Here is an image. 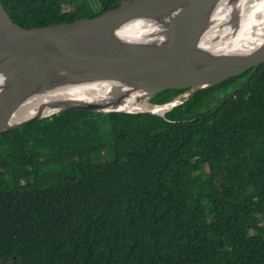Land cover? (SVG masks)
I'll return each instance as SVG.
<instances>
[{
  "label": "trees",
  "instance_id": "16d2710c",
  "mask_svg": "<svg viewBox=\"0 0 264 264\" xmlns=\"http://www.w3.org/2000/svg\"><path fill=\"white\" fill-rule=\"evenodd\" d=\"M125 1L0 3L29 29ZM0 263L264 264V64L164 117L61 111L0 133Z\"/></svg>",
  "mask_w": 264,
  "mask_h": 264
},
{
  "label": "water",
  "instance_id": "95a60500",
  "mask_svg": "<svg viewBox=\"0 0 264 264\" xmlns=\"http://www.w3.org/2000/svg\"><path fill=\"white\" fill-rule=\"evenodd\" d=\"M253 3L128 0L93 18L29 29L0 3V133L61 111L164 117L182 103L148 107L164 91L194 94L254 74L264 64V0H257V14L246 10ZM153 33L160 37L147 41ZM104 81L129 92L93 88L77 95L80 103L64 102L70 87ZM61 87L67 93L52 109L23 117L28 104Z\"/></svg>",
  "mask_w": 264,
  "mask_h": 264
},
{
  "label": "bare ground",
  "instance_id": "6f19581e",
  "mask_svg": "<svg viewBox=\"0 0 264 264\" xmlns=\"http://www.w3.org/2000/svg\"><path fill=\"white\" fill-rule=\"evenodd\" d=\"M259 7L260 6L257 7V0H254L253 5L251 7L248 6L246 10H248V11L250 10V12H252L253 14H257V8H259ZM159 35H160L159 33H153L152 36L147 37V38H149V40H147V41H155L156 37H160ZM237 52H239V50L236 51L235 53H237ZM93 88H97L98 90H101L102 92H105V93L111 92V94H117V95H120V94L124 95L125 93L129 92V90H126V88H124L120 85H117V84L111 85L110 82L104 81V82L95 83V84L82 85L81 87L75 86L73 89L74 90L73 92L71 91L72 87H70L69 88V91H70L69 98H67V100H65L64 102H67V104L80 103V101L77 99L78 98L77 95L84 94L87 90L93 89ZM65 93H67V89L61 87L58 90H56L55 92L48 95L47 97L44 96L40 99H37L36 102H31L30 104L27 105V110H26L23 117L26 118V117H30L32 115H35V114H37V112L45 109L47 106H49L50 109H52L54 107V104L56 103V101H54V100L55 99H61L62 98L61 96L64 95ZM80 98H82V97H80ZM47 102H48V104H47ZM87 102H89V101L87 100Z\"/></svg>",
  "mask_w": 264,
  "mask_h": 264
},
{
  "label": "rangeland",
  "instance_id": "374dc122",
  "mask_svg": "<svg viewBox=\"0 0 264 264\" xmlns=\"http://www.w3.org/2000/svg\"><path fill=\"white\" fill-rule=\"evenodd\" d=\"M232 85H229L227 88V90L229 91L231 88H229V87H231ZM191 91V90H190ZM192 93H190L189 91H187V92H185V93H183V97H181V98H179V99H177V100H175V101H182V102H184L185 100H187V98L191 95ZM222 95H223V93L222 92H218L217 94H215V96H214V99L215 100H213V101H209V102H206L207 104L205 105V104H203V107L201 108V111H204V110H206L208 107H211V106H213L215 103H216V101L217 100H219L221 97H222ZM174 102V101H173ZM209 103V104H208ZM148 107H152V108H154V109H160L159 107H154V106H151V105H149ZM168 110H170V108L169 109H167L166 111H168ZM165 111V112H166ZM1 264V263H0Z\"/></svg>",
  "mask_w": 264,
  "mask_h": 264
},
{
  "label": "built area",
  "instance_id": "2783aa9c",
  "mask_svg": "<svg viewBox=\"0 0 264 264\" xmlns=\"http://www.w3.org/2000/svg\"><path fill=\"white\" fill-rule=\"evenodd\" d=\"M149 106V105H148Z\"/></svg>",
  "mask_w": 264,
  "mask_h": 264
}]
</instances>
